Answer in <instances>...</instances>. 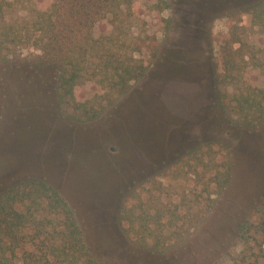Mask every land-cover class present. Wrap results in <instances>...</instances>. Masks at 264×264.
Returning a JSON list of instances; mask_svg holds the SVG:
<instances>
[{
  "label": "rangeland",
  "instance_id": "374dc122",
  "mask_svg": "<svg viewBox=\"0 0 264 264\" xmlns=\"http://www.w3.org/2000/svg\"><path fill=\"white\" fill-rule=\"evenodd\" d=\"M51 1L30 4L45 9ZM251 1L135 0L136 16L123 31L147 75L120 96L93 81L75 86L76 101L102 104L86 121L71 119V108L61 112L51 86L38 82L30 64L39 50L17 46L15 60L0 65V189L22 178L57 187L108 264H209L238 253L234 230L264 194V122L249 129L233 111L238 90L264 86V33L241 11ZM26 14L16 6L5 21ZM110 30L103 20L93 34ZM229 51L243 71L226 85L216 76ZM201 92V100L188 95ZM228 159L229 180L218 190L213 176ZM148 201L177 204L190 218L164 227H179L182 237L159 251L120 220Z\"/></svg>",
  "mask_w": 264,
  "mask_h": 264
},
{
  "label": "trees",
  "instance_id": "16d2710c",
  "mask_svg": "<svg viewBox=\"0 0 264 264\" xmlns=\"http://www.w3.org/2000/svg\"><path fill=\"white\" fill-rule=\"evenodd\" d=\"M30 1L0 0V65L15 60L12 52L20 44L39 50L31 57L30 67L40 84L51 86L57 108L64 113L72 109L71 119L96 118L102 108L97 100V108L95 101H76L75 86L93 81L105 93L120 96L132 81L147 75V65L133 55L138 48L132 36L123 31L136 16L135 0H52L45 9ZM16 6L25 9L26 16L5 21L6 13ZM241 11L250 13L252 23L264 33V0H253ZM103 20L111 30L95 36L93 28ZM242 71L229 51L216 80L232 84L242 79ZM233 101L234 114L243 126L253 129L264 122V86L238 90ZM229 164L228 159L213 176L218 190L229 180ZM176 206L168 209L155 201L141 202L139 211L132 206L120 220L128 221L126 231L142 246L159 251L167 240L182 237L179 227H170L190 219L179 215ZM167 209L170 215L164 221ZM169 225L170 230H165ZM234 231L236 243L243 248L209 264H264V194ZM0 264L108 263L87 242L73 206L57 187L44 179L22 178L0 189Z\"/></svg>",
  "mask_w": 264,
  "mask_h": 264
},
{
  "label": "flooded vegetation",
  "instance_id": "af4514ba",
  "mask_svg": "<svg viewBox=\"0 0 264 264\" xmlns=\"http://www.w3.org/2000/svg\"><path fill=\"white\" fill-rule=\"evenodd\" d=\"M191 60V59H190ZM187 62V61H186ZM188 63V62H187ZM186 63V64H187ZM195 63L197 64V62L195 61ZM198 65V64H197ZM189 66H190V63H189ZM200 79L202 80V77H200ZM202 85V84H201ZM200 89V88H199ZM188 95H192V98H193V100L195 99V98H198V99H202V97H203V93L201 92V93H197V95L196 94H194V93H191V94H188ZM190 98H191V96H190Z\"/></svg>",
  "mask_w": 264,
  "mask_h": 264
}]
</instances>
